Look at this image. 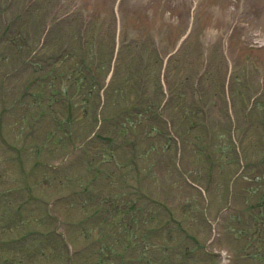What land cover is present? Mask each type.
Segmentation results:
<instances>
[{"label": "rangeland", "instance_id": "rangeland-1", "mask_svg": "<svg viewBox=\"0 0 264 264\" xmlns=\"http://www.w3.org/2000/svg\"><path fill=\"white\" fill-rule=\"evenodd\" d=\"M24 1L26 0H17L15 8L19 6L21 9ZM64 1L39 0L35 5L36 10L26 15V21L20 22V18L15 24L17 26L12 30L13 35L18 36L19 44L23 43L26 46L30 40L31 33L38 24L35 21L36 16H50L58 26L60 23L56 20L57 17L59 18L57 12L63 14L65 22L69 24L68 32L75 37L77 25L82 19L81 10L74 12L75 17L68 15L70 8H73L75 4H79L85 13L94 11L96 12L94 14L100 16V14L110 12L114 2L117 6L116 12L121 19L122 33L125 30L134 32L140 38L143 36L146 43H149L152 37L159 38L162 27H164L165 40L170 45L178 41L184 32H188L190 43L185 45L180 61L173 64V81L179 82L176 88L178 94H175L174 100L169 103L165 112L169 109V112L177 113L181 116L176 124L177 127L184 126V129H190L185 135L186 139H190V149L180 147L176 152L171 145H165V137L154 136V134L138 144L140 163L144 166V170L152 173L148 178L149 186L146 191L152 190L153 194L159 197L166 190L167 185H171L173 189L170 191L173 192L172 197L178 206L179 213L186 215L184 223L186 229L171 220L167 205L162 206V209L160 206L147 204L146 199L137 193L136 172L128 161L131 148L129 144H121L124 138L131 137V133L124 131L125 135L121 134V137L117 139L118 145L116 139L111 143L103 139L105 133H113L109 126H105L98 133L93 130L96 133L95 138L92 142L85 143L84 139L88 136L92 137L93 132L89 131L90 128L87 129L82 121L80 124L76 123L77 125L71 126L70 136L67 133L69 131L66 132L68 126L65 129H58L54 124L53 115L48 113L41 115L42 109H36L35 97L24 94V86L32 78L34 68L26 64L22 66L20 61L24 54H26L24 58L29 59V50L13 45L11 40H3L0 43V51L3 49L6 56H0V133L8 141L7 144L0 142V238L36 229L43 231V234L34 237L31 235L21 243L10 244L4 248L0 242V261L10 259L8 264H118V250L114 252L112 248L119 249L120 245L126 243L123 241L128 239L123 235H130V237L143 239L137 248L138 255L142 259L133 264H159L163 262L164 256L175 255L174 260L167 264H180L179 258L181 264H220L219 256L214 252L211 256L204 248L199 251L202 261L198 257L196 259L191 256L197 246L187 239L188 232L192 229L197 231L201 238L207 237L210 229L205 224L208 219L215 217V213L209 212L206 201L201 198L200 194H197L198 198L191 208L190 203L196 192L185 187L177 173L184 172L179 171L181 166L185 169L187 166L192 170L187 172H191L192 175H207L206 179H199V182L205 187L209 197L217 198V212L223 211V217L230 215V205L225 206L232 198L231 194L238 183L236 188L240 189L239 208L245 209L244 216L247 223L249 218L250 222H253L254 219L249 214L248 208H250V203H255L258 199L255 188L264 190V143L262 142L264 141V0ZM63 28L60 24L57 33L55 32L57 43L49 45L48 50L53 48L57 50L62 47L60 40ZM2 30L0 27V33ZM18 31L21 35L17 34ZM148 34L152 36L149 40ZM73 43L76 47L77 43ZM207 56L211 57L210 72L200 84L204 89V94H202L204 99L200 101L193 93L192 82L196 77L194 66L198 59H206ZM227 63L233 66L232 71H235L236 75L233 86L236 100L233 99L234 105L241 110L239 111L241 124L254 126L250 130L242 129L236 132L234 119L232 120L225 106L222 80ZM205 98H207L215 130H221L219 131L220 137L215 139L219 149L218 156H221L223 160L226 157L231 158L230 152L221 150L222 146L225 148L229 146L228 150L233 154L232 161L234 162L229 168L224 167L226 163H222L223 160L205 159L195 144L196 138L200 137L199 141L206 139L201 119L203 116L209 122L208 111L206 115L200 111V108L198 109V103L205 104ZM41 102L46 104L48 100L43 97ZM251 104L252 107L248 110ZM184 114H188L190 119L183 120ZM32 121L36 122L37 129L32 136L27 137L26 141L23 136L31 129L29 124ZM164 128L166 131V127ZM145 133L146 131L144 135ZM240 133L248 146L246 150L250 165L246 178L242 180H240L243 176L241 171L245 167L243 155L240 150L237 152L236 147L230 145L231 137L238 138ZM257 142L262 148L258 154H256L257 148L254 145ZM7 145H20L22 151L25 147L22 167L27 170L39 160H45L43 163L41 161L40 167L33 172L30 178V184L28 183L35 189L36 204H26L18 213L16 212L17 205L22 199H27V194L23 185V176L17 169L18 164L15 166L16 161L12 157V150ZM148 146H152L150 148L153 152L150 154ZM147 152L149 155L143 157ZM67 153L73 155L67 157L65 156ZM64 156L68 158V163L61 165L60 162L63 161ZM237 157L239 161L235 162ZM107 159H114V165L107 176L102 178L98 184L90 183L94 164L98 160ZM47 160L58 164L55 167L44 166ZM119 167L125 172L123 178L118 176ZM219 167L220 170H218ZM256 176L261 178L256 179ZM208 184L209 188L206 186ZM83 187L86 191L84 195H82ZM251 187L255 189L252 192L247 190ZM91 188L92 190L87 191ZM100 190L104 191L102 197L105 203L99 199L91 200L92 195H98L97 191ZM67 192L70 193V200L63 201L57 207V211L62 213L65 221L58 220V224L54 220L49 221V216L44 212L46 205L42 201ZM114 196L116 198L112 200ZM261 197L264 198V196ZM97 204L98 206L104 204V207L96 212V218H94L90 216V213L99 208L95 207ZM108 204L117 211V214L108 211ZM84 205L87 209L88 206L92 208L85 211ZM54 207L55 204L50 203V208ZM251 210L257 213L259 208L252 206ZM190 218L194 224L198 223L202 230L193 224L190 225ZM161 219L164 225L157 229L158 233H148L146 227L150 225L155 228ZM233 221L230 219L226 222V229L222 231L221 237L212 245V248L223 246L230 249L234 255L230 264H257L258 260L251 255L256 250H258L257 253L260 249L264 251V238L255 240L247 248L243 241H236L234 235L229 232V228H232L229 225H235ZM255 228L264 237V227L260 225V228L256 226ZM165 232L167 234L164 236ZM61 234L69 244V250ZM170 235L180 248L176 250L177 254L173 250V242L169 241ZM182 237L186 238L184 242L180 241ZM161 244H163L162 250L160 249ZM252 245L255 246L253 250H251ZM81 246H84V249ZM181 250H183L182 257L180 256Z\"/></svg>", "mask_w": 264, "mask_h": 264}, {"label": "trees", "instance_id": "trees-1", "mask_svg": "<svg viewBox=\"0 0 264 264\" xmlns=\"http://www.w3.org/2000/svg\"><path fill=\"white\" fill-rule=\"evenodd\" d=\"M1 2H2V0H0V12L2 10H4L3 5H2ZM12 21H15V17L12 19ZM17 34L19 35L20 34V31H18ZM81 71H82V69H81ZM83 79H79V78L76 79L75 82H73L72 86H74L76 88V91H80V92L83 91V93H80L81 95H85L86 93L88 95L94 94L95 91H96V85H95V83L94 84H90V83H88V82L85 81L86 79L85 80H83ZM65 89L66 88H62L61 91L64 92ZM53 92H55V90H53ZM82 101H84L83 98H82ZM63 122H64V120H62V123Z\"/></svg>", "mask_w": 264, "mask_h": 264}]
</instances>
